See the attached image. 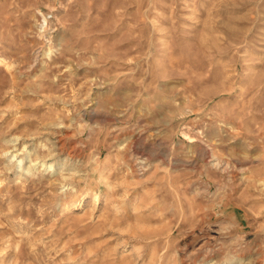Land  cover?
<instances>
[{
	"label": "rangeland",
	"instance_id": "rangeland-1",
	"mask_svg": "<svg viewBox=\"0 0 264 264\" xmlns=\"http://www.w3.org/2000/svg\"><path fill=\"white\" fill-rule=\"evenodd\" d=\"M0 264H264V0H0Z\"/></svg>",
	"mask_w": 264,
	"mask_h": 264
},
{
	"label": "bare ground",
	"instance_id": "bare-ground-1",
	"mask_svg": "<svg viewBox=\"0 0 264 264\" xmlns=\"http://www.w3.org/2000/svg\"><path fill=\"white\" fill-rule=\"evenodd\" d=\"M138 163V162H137Z\"/></svg>",
	"mask_w": 264,
	"mask_h": 264
}]
</instances>
